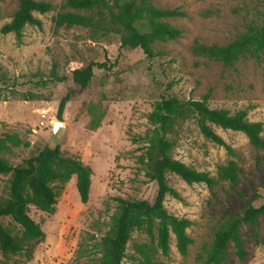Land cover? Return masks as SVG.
<instances>
[{"label":"rangeland","instance_id":"obj_1","mask_svg":"<svg viewBox=\"0 0 264 264\" xmlns=\"http://www.w3.org/2000/svg\"><path fill=\"white\" fill-rule=\"evenodd\" d=\"M38 1L54 7L50 13L35 14L42 27L28 25L22 42L15 34L0 32V137L19 141V145L8 143L0 157L17 166L46 146L52 147L54 123L61 120L65 126L56 145L91 166L92 186L86 204L72 178L57 187L60 197L54 214L30 207L29 215L41 225L45 240L31 261L22 254L1 252L0 259L6 264H89L101 257V239L111 229L116 199L153 203L157 196L158 185L149 179L142 162L152 130L148 116L156 101L162 97L202 100L209 95L212 109H226L232 115L247 111L250 122L263 124L264 139V53L261 60L247 56L227 66L193 52L196 43L227 45L249 26H263L264 0H151L158 9L184 14L165 20L183 34L157 42L154 59L141 49H122V33L101 21L98 11L88 13L99 22L97 26L57 28L53 17L70 10L65 9L67 0ZM18 8L19 0H0V29L11 22ZM137 27L149 30L146 21ZM89 61L115 66L110 71L96 68L88 88L73 94L60 119L59 104L73 86L69 80L52 81V70L55 67L59 77L69 79L74 69ZM29 93L35 98L27 101L24 97ZM92 125L97 128L93 130ZM212 127L232 153L205 138L192 117L175 136L173 158L212 176L220 165L234 161L240 168V182L189 185L178 175L167 174L180 199L168 195L165 207L193 222L187 230L193 244L183 256L172 235L169 255L156 254L165 264H204L221 224L242 215L248 201L255 207L264 204V149L254 148L242 132ZM10 178L0 174V202L9 198ZM0 225L17 226L8 218L0 219ZM240 233L249 255L241 260L231 244L221 264H264V216L256 224L243 225ZM150 242L156 245L144 231H135L123 264H141L135 245Z\"/></svg>","mask_w":264,"mask_h":264},{"label":"trees","instance_id":"obj_2","mask_svg":"<svg viewBox=\"0 0 264 264\" xmlns=\"http://www.w3.org/2000/svg\"><path fill=\"white\" fill-rule=\"evenodd\" d=\"M66 10L53 17L57 28L92 27L99 24L92 13L98 11L101 21H108L113 28L122 33L121 48L125 50L141 49L148 59L157 56L154 45L157 42L176 40L183 31L165 22L166 19L182 17L178 10L156 8L151 0H67ZM54 10L50 2L38 0H19V8L11 22L1 27L3 35L15 34L19 42L24 37V29L28 26L42 27L43 23L36 17ZM106 10V12L104 11ZM117 10V11H115ZM146 21L149 30L141 31L137 24ZM196 55L223 62L232 66L243 57L261 60L264 53V25L248 27L246 33L238 36L227 45H204L196 43L193 47ZM113 65L107 62H84L74 69L71 76L59 77L56 68L52 70V81H71L72 90L61 100L58 117L61 119L74 93L85 91L94 77L96 68L112 70ZM25 100H33L35 95L29 93ZM209 95L202 100L182 101L177 97H162L156 101L148 122L152 127L148 135L146 153L142 162L147 165V176L158 185V193L153 203L145 200H127L117 198V212L112 217L111 229L101 239V257L89 264H123L127 257V248L135 231H144L154 243L135 245V251L141 264H165L157 260L159 251L169 255L171 236L176 239V247L180 254L187 256L192 238L187 230L193 222L171 214L165 207L168 195L180 199L179 193L170 187L167 174L178 175L187 184L204 183L213 187L222 182L237 185L240 182V168L234 161L220 165L216 176L209 172L197 171L172 156L175 147V136L181 125L192 117L198 122L199 129L205 138L225 147L232 153L231 147L213 129L212 125L224 130L244 133L250 144L257 149H264L262 137L263 124L250 122L247 111H239L232 115L226 109H212L208 105ZM94 130L97 126L92 125ZM8 143L19 145V141L11 136L0 137V153L8 149ZM0 174L10 175L9 198L0 202V219H11L17 226L8 228L0 225V252L4 256L25 255L27 261L33 259L37 246L46 238L41 225L30 215V207L54 214L60 192L58 186L69 183L77 177L76 186L83 204L88 203L92 186L93 169L80 157L64 153L60 146H46L37 155L24 160L21 165H12L0 157ZM264 216V204L255 207L248 201V207L242 215L231 216L217 229L212 248L208 251L204 264H221L227 258L231 244L241 260L248 255L245 242L240 233L243 225L256 224ZM0 264H6L0 259Z\"/></svg>","mask_w":264,"mask_h":264},{"label":"water","instance_id":"obj_3","mask_svg":"<svg viewBox=\"0 0 264 264\" xmlns=\"http://www.w3.org/2000/svg\"><path fill=\"white\" fill-rule=\"evenodd\" d=\"M64 126H65V124L61 120L55 121L53 131H52L51 137H50V140L52 142L51 148H55L57 146L56 144H57L58 138L60 137L62 130L64 129Z\"/></svg>","mask_w":264,"mask_h":264},{"label":"crops","instance_id":"obj_4","mask_svg":"<svg viewBox=\"0 0 264 264\" xmlns=\"http://www.w3.org/2000/svg\"><path fill=\"white\" fill-rule=\"evenodd\" d=\"M73 178L75 179V181H77V177L76 176H74Z\"/></svg>","mask_w":264,"mask_h":264},{"label":"built area","instance_id":"obj_5","mask_svg":"<svg viewBox=\"0 0 264 264\" xmlns=\"http://www.w3.org/2000/svg\"><path fill=\"white\" fill-rule=\"evenodd\" d=\"M44 124V122H42Z\"/></svg>","mask_w":264,"mask_h":264}]
</instances>
